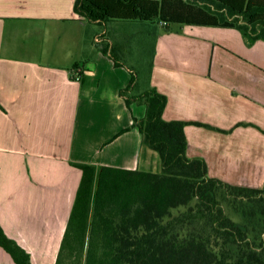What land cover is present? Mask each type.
Masks as SVG:
<instances>
[{"label": "crops", "instance_id": "obj_1", "mask_svg": "<svg viewBox=\"0 0 264 264\" xmlns=\"http://www.w3.org/2000/svg\"><path fill=\"white\" fill-rule=\"evenodd\" d=\"M74 1L0 0V226L31 264L55 262L81 178L70 161L160 170L156 154L141 156L132 126L144 106L128 109L119 96L135 70L123 62L132 55L130 26L153 46L140 89L166 95L165 120L206 125L185 126L187 157L202 158L210 177L264 188V40L247 45L237 29L206 25L94 23ZM110 27L122 32L118 40ZM102 32L122 66L95 46ZM0 264H14L1 247Z\"/></svg>", "mask_w": 264, "mask_h": 264}, {"label": "trees", "instance_id": "obj_2", "mask_svg": "<svg viewBox=\"0 0 264 264\" xmlns=\"http://www.w3.org/2000/svg\"><path fill=\"white\" fill-rule=\"evenodd\" d=\"M73 10L94 23L165 21V31L206 25L237 29L247 45L264 40V0H75ZM100 51L122 66L118 46ZM147 64L142 84L151 57ZM128 69L119 96L128 109L144 106L132 126L141 135V156L156 154L160 170L70 161L81 178L54 264H264V188L210 177L202 158L187 157L184 128L203 124L165 120L166 95L152 86L141 90L137 71ZM0 247L14 264H31L1 226Z\"/></svg>", "mask_w": 264, "mask_h": 264}, {"label": "rangeland", "instance_id": "obj_3", "mask_svg": "<svg viewBox=\"0 0 264 264\" xmlns=\"http://www.w3.org/2000/svg\"><path fill=\"white\" fill-rule=\"evenodd\" d=\"M117 22H121L120 20H116ZM127 22H137L138 21H127ZM141 23V22H140ZM147 24L149 26H151V28L153 29V31L156 29L157 31H160V26H164L161 24V22L159 24H157L156 21H154L153 23L147 22ZM130 29H135L134 32H136L135 36H134V40L130 42L131 44V48H132V55L129 59L125 58V60H123V62L126 61H131L133 63V67L135 69V71H137V78H138V82L140 83V85L144 82V80L146 79L147 76V71H148V64L147 61L149 60V51L151 48V43H150V37L147 34V36H145V33H140L138 31V28H134V27H129ZM95 31H102V27L100 25H97L94 27ZM110 29V33L113 35V37L115 39L118 40V38L120 37V33H122L120 30H117L116 32H113V27L108 28ZM119 31V32H118ZM143 35V36H142ZM145 40V45L143 46H138V41H142ZM103 42L101 44H96L94 41V44H96L95 46H98V48L100 49L103 45H105Z\"/></svg>", "mask_w": 264, "mask_h": 264}, {"label": "built area", "instance_id": "obj_4", "mask_svg": "<svg viewBox=\"0 0 264 264\" xmlns=\"http://www.w3.org/2000/svg\"><path fill=\"white\" fill-rule=\"evenodd\" d=\"M161 24H162V25H166L167 22H165V21H161ZM105 41H106V40H105V33H104V32L98 34V35L95 37V43H96V44H97V43H98V44H101V43H103V42H105ZM104 44H105V43H104ZM73 77L75 78V80H80V78H81L80 71H75Z\"/></svg>", "mask_w": 264, "mask_h": 264}]
</instances>
